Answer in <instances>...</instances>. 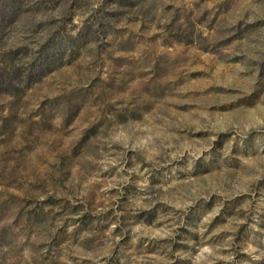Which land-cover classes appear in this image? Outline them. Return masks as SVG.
<instances>
[{"label": "rangeland", "instance_id": "obj_1", "mask_svg": "<svg viewBox=\"0 0 264 264\" xmlns=\"http://www.w3.org/2000/svg\"><path fill=\"white\" fill-rule=\"evenodd\" d=\"M0 264H264V0H0Z\"/></svg>", "mask_w": 264, "mask_h": 264}]
</instances>
